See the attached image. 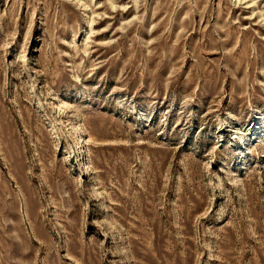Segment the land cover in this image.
<instances>
[{"label": "rangeland", "instance_id": "374dc122", "mask_svg": "<svg viewBox=\"0 0 264 264\" xmlns=\"http://www.w3.org/2000/svg\"><path fill=\"white\" fill-rule=\"evenodd\" d=\"M0 264H264V0H0Z\"/></svg>", "mask_w": 264, "mask_h": 264}]
</instances>
